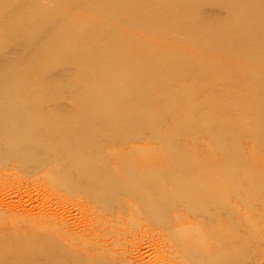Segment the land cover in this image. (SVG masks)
Here are the masks:
<instances>
[{
    "label": "bare ground",
    "instance_id": "obj_1",
    "mask_svg": "<svg viewBox=\"0 0 264 264\" xmlns=\"http://www.w3.org/2000/svg\"><path fill=\"white\" fill-rule=\"evenodd\" d=\"M17 18L23 38L12 42L3 27ZM218 46L228 67L213 63ZM218 82L247 93L222 92ZM251 98L264 103V0L5 1L0 166L47 169L55 185L97 207L73 220L83 200L39 213L1 206L0 264H228L244 256L239 221L250 201L241 198L242 211L231 197L248 182L264 201V178L251 164L261 152L245 146L264 131ZM184 101L193 102L186 112ZM193 125L216 148L196 147ZM137 141L156 145L138 149ZM252 214L251 227L264 219ZM207 218L212 224L200 227ZM128 222L161 231L156 261H147L150 235H130ZM164 245L187 255L164 259Z\"/></svg>",
    "mask_w": 264,
    "mask_h": 264
},
{
    "label": "rangeland",
    "instance_id": "obj_2",
    "mask_svg": "<svg viewBox=\"0 0 264 264\" xmlns=\"http://www.w3.org/2000/svg\"><path fill=\"white\" fill-rule=\"evenodd\" d=\"M7 1V0H0V6ZM46 4V3H44ZM22 20L21 18H17L14 20H10L6 22L4 25V34L6 36H9V41L14 42L17 40L18 42L23 38V27H22ZM41 25L43 27L45 26V20L40 21ZM215 60H213V63H216L220 60V62L227 67L232 64V62L225 59L222 54L224 53V48L221 46H218L215 49ZM245 65L246 63L243 62ZM216 64L213 65V68ZM227 86L223 85V82H218V87H216L217 90L220 91H229L233 94H246L247 89L241 90L240 92H237L235 88H226ZM252 97V96H248ZM251 101L253 102L254 108L257 109L258 113L264 112V103L258 102L256 103V98H251ZM193 106V102H187L184 101V105L182 106L183 111L186 112ZM32 114H35L33 112ZM192 131L194 134H196V141L194 142V145L198 147L203 153L207 148H216V143L211 142L208 139L207 134H197L195 133V129L198 127H195L193 125ZM190 128V129H191ZM244 137V136H243ZM156 144L154 142H147V141H137L135 144V147L138 149L146 148L148 150H151ZM111 145L110 147H112ZM246 147L252 148H258L261 152V155L254 160L251 164L254 166L255 169H253V172H256L258 175L260 174L262 178H264V131L262 133V138L259 139V141H256L252 138V136L246 137L245 142ZM253 150V149H252ZM141 151V150H139ZM137 155V152L129 153V157ZM244 188L240 194L239 197H231V201L235 203L237 206L241 207V210L245 208L246 205H244L243 200L241 198H247L250 201V204L247 207V210H245L244 219L239 221L241 222L240 225L243 226L245 231H247V235L245 238V243L242 246L244 250L242 251L244 256H240L239 258H232V261L228 264H264V219L261 220V222L258 225H254L251 227V225L246 221L245 216L246 214L252 212V215L258 216L259 214L262 215L264 218V201L261 200L260 197H256L254 195V189L250 186L248 182L243 184ZM75 195H82L81 197H77ZM264 193H262V196ZM78 200H83V203L79 204L80 207L78 208L75 206V208L72 210V218L73 220H83L88 218L89 216V209L88 207L91 206L92 208L97 207V204L95 200L88 196V198L85 197L84 193L76 190L73 191L71 189H64L60 188L57 185L54 184L53 180L51 179L49 173L47 172V169L34 171L33 173H29L25 168H22L21 165H16L14 163L6 162L3 166H0V207L1 206H9L12 209L16 208H24L28 211H32L34 213H39L40 211L49 210L50 207H55L61 203H65L69 205V208L73 207L74 205H71L70 203L77 202ZM184 213V212H183ZM120 218L123 219H133L134 217L130 214L127 216H123L122 213L118 212ZM141 221L148 222L146 219H139ZM178 221L182 222L179 224L180 226H185L188 224V222L191 220L188 215H185L184 217H181L180 219H177ZM189 220V221H187ZM212 224L211 219H206L199 223L200 227L205 228L206 226H210ZM123 225H116L117 228H122ZM126 229L130 235H139L143 236L145 235L149 236L148 240L145 241L149 248L146 250V256L147 261H156L158 259V256L155 254L154 250V240H158L159 236L161 234V231L158 230L156 227L153 226H147L145 224H135L131 225V222L127 223ZM121 229V230H122ZM167 228L162 227V236H168L167 231H165ZM223 229V228H222ZM152 238V239H151ZM147 239V238H144ZM110 242L113 241V239H108ZM232 244L237 243V239L231 240ZM218 244L217 237L209 242V245L206 247L213 249ZM238 245V244H237ZM209 249V250H210ZM180 255V256H179ZM187 254L184 252V250L174 249L170 248L169 245L162 246V258L167 259L168 256H179L178 258H183ZM205 260V259H204ZM201 259V261L197 264H209L207 261H204ZM181 264H185L182 261ZM211 264H213L211 262Z\"/></svg>",
    "mask_w": 264,
    "mask_h": 264
}]
</instances>
